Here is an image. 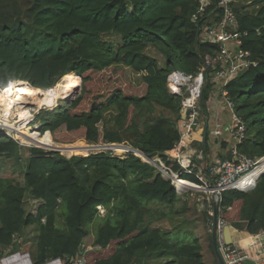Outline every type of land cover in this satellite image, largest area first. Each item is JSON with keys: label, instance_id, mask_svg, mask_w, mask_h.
I'll return each instance as SVG.
<instances>
[{"label": "trees", "instance_id": "obj_1", "mask_svg": "<svg viewBox=\"0 0 264 264\" xmlns=\"http://www.w3.org/2000/svg\"><path fill=\"white\" fill-rule=\"evenodd\" d=\"M251 2L253 9L235 7V12L238 31L247 33L241 49L257 65L237 73L226 89L235 114L247 126L237 151L254 158L264 155V0ZM216 3L213 0L201 14V0H0V87L18 80L46 91L73 73L79 86L81 81V93L70 104L60 102L37 114L36 123L46 132L43 138L57 146H87L79 140L88 146L124 144L150 159L159 157L178 172L180 166L165 152L180 139L181 98L169 92L167 78L175 70L197 73L204 68V57L217 52L218 45L196 38L197 25L201 28L222 12V7L214 12ZM112 36L118 40L108 39ZM151 48L163 56V64L149 53ZM119 66L139 74V86H122L107 72ZM208 71L203 106L213 88V70ZM207 141L208 135L203 159L197 160L206 171ZM110 149L123 151L103 147L72 152ZM62 152L20 145L0 134V259L9 248L17 251L16 240L25 228L35 227V264L52 258L72 264L78 256L84 257L82 264H146L151 254L164 257L159 264H205L199 237L192 242L171 240L178 226L173 217L198 208L182 200L157 167L134 154L67 157ZM5 167L10 174L3 173ZM29 198L41 201L36 213L27 209ZM98 206L107 209L104 217H99ZM216 210L231 225L246 222L249 233H262L264 175L251 191H225ZM204 216L212 220L207 211ZM161 220L173 229L155 227ZM95 222L93 243L84 249Z\"/></svg>", "mask_w": 264, "mask_h": 264}, {"label": "built area", "instance_id": "obj_2", "mask_svg": "<svg viewBox=\"0 0 264 264\" xmlns=\"http://www.w3.org/2000/svg\"><path fill=\"white\" fill-rule=\"evenodd\" d=\"M235 2V1H234ZM212 4L211 0H201V6L199 12L203 14L206 8ZM217 8L214 12H218L219 8L222 7L221 13H216L213 18L209 19L200 28V36L205 42H210L218 45V50L214 54H208L204 57V68L200 69L195 74H187L181 70L172 71L167 78V87L171 94L181 98V120L178 122V129L180 132V139L177 145L172 149V154H165L169 159L176 162L180 166L178 172L171 170L166 164L159 158L155 157L150 159L146 157L139 150L134 149L127 145L119 144H104L107 146L103 147H123V155L116 153L110 149L109 152L113 156L127 157L129 154H134L140 157L143 161L153 164L163 174V177L171 180L176 192L179 196L184 197L193 191L185 183L179 188L175 182V179L193 184L206 194L203 197V201L208 206L207 209L209 214L214 215V210L222 202L223 193L227 190H239L242 192H248L253 190L260 178L264 175V155L249 158L245 155H241L237 151V147L241 145L247 137V126L241 116L234 113L233 122L229 129L232 131L235 139V148L233 150L234 158H229L221 161H217L209 165L208 171L204 168H196V159L202 155L195 152H191L188 149V136L193 131L203 127L204 110H203V92L206 86V74L211 68L213 84L220 88L222 95L225 97L227 104L234 108L235 104L232 99L228 96L226 86L228 83L243 69H247L251 66H256L257 61L251 58L250 53L241 49L242 37L247 33H241L238 31V21L235 12V4L232 5V0H218ZM213 12V13H214ZM212 14V13H211ZM198 18V14L194 15V20ZM234 45H230V43ZM209 77V76H208ZM16 82V81H15ZM12 83V82H11ZM11 83L8 87L11 86ZM32 87V86H31ZM7 90V87H0V92L3 93ZM11 96H7L8 98ZM27 101L17 100L10 102L6 100L4 108L0 104V134H5L15 139L20 145L27 146V142L23 140L19 132L16 129H9L5 124L12 122V115L15 112L20 115L19 111L25 107H29L27 113L24 115L26 120L19 121L16 126L28 125L36 122L37 114L47 107H36ZM11 103V109L7 106ZM59 107V104L56 106ZM56 107L49 108L55 109ZM16 116V115H15ZM15 116L14 119L16 118ZM15 122V120H14ZM24 122V123H23ZM37 124V123H36ZM37 129L41 125H36ZM41 130V129H40ZM39 135L41 131L38 132ZM46 133V132H45ZM29 144V143H28ZM35 145V144H33ZM34 147L42 148L46 151L51 149H45L35 145ZM101 148V147H98ZM171 151V150H170ZM103 153V151H102ZM108 153V152H106ZM116 154V155H115ZM236 157L237 160H236ZM159 162V163H157ZM160 165L162 168H160ZM191 175L198 179V181L185 178L182 175ZM193 188V187H192ZM199 191V190H198ZM101 209V206H98ZM220 213L222 210H219ZM217 214V210H216ZM214 225L213 219L210 222L211 228ZM229 223L222 218L217 216L216 235L219 252L226 264H246V261H253V264H264V251L260 257L253 259L250 253L242 250L235 243H227L225 238V228ZM27 257L28 262L22 263L21 260L17 261L19 257ZM83 260L73 259L72 264H82ZM0 264H35L32 260L29 252L16 251L8 255H4L0 259ZM42 264H65L62 258H52Z\"/></svg>", "mask_w": 264, "mask_h": 264}, {"label": "crops", "instance_id": "obj_3", "mask_svg": "<svg viewBox=\"0 0 264 264\" xmlns=\"http://www.w3.org/2000/svg\"><path fill=\"white\" fill-rule=\"evenodd\" d=\"M230 45H234V44L231 42ZM212 85H213V88L209 94V98L207 99V101L205 102V105L203 106V110L205 114L204 119H203V123H204L203 127L199 128L198 130L193 131L192 134L188 136V142H189L188 149L192 153L196 151L197 154L202 155L200 158L197 157L195 161L196 162L195 170H198L199 168H203V166H200L198 164L197 160L203 159V156H204L203 146L206 144L207 135H208L207 145L210 147L209 165L217 161H221L220 157L222 155H224L225 157L229 156L226 159H229L230 157H232L231 155L234 156L233 150L235 148L236 143H235L233 133L229 129V127L231 126L233 122L235 106L233 109H231V107L227 104L225 97L222 95L220 88L213 83ZM206 127H208L207 130H206ZM205 134H206V140L204 143L203 141H204ZM168 154H172V150L168 151ZM197 206H198V210H202V214L200 215L201 219L199 220L202 223L201 224L198 223V226L200 228H198L195 232H193L194 231L193 226H190L185 230L179 228V230L173 231L172 233H176L178 231H184V232H188L189 234L187 235H190L193 238V237H197L196 232L200 231V234L203 235L205 246L208 247L207 238L210 236V241L212 238V228L210 227L211 220L209 221V219L206 216H204V213L206 211L209 214V211L207 209L208 206L206 205L205 201L201 204V209L199 208L200 206L198 203H197ZM209 215L210 217L212 216L211 214ZM180 218H184V217L182 216ZM192 224L193 222H191V225ZM238 224L239 226L235 227L229 223L231 227L232 243H235L242 250L250 253L253 259L260 257L264 251V231L260 234L253 235L248 232L247 227H246V222H239ZM171 229L172 228H170V230ZM206 229L207 230L209 229L207 231L209 232L208 236L206 233ZM192 234H194L195 236ZM211 249H212V252H214V255H216L214 246ZM216 258L218 261H220L217 255H216ZM164 260L165 259L163 256L151 254L145 258V263L146 264H159L163 262Z\"/></svg>", "mask_w": 264, "mask_h": 264}, {"label": "rangeland", "instance_id": "obj_4", "mask_svg": "<svg viewBox=\"0 0 264 264\" xmlns=\"http://www.w3.org/2000/svg\"><path fill=\"white\" fill-rule=\"evenodd\" d=\"M213 0H211L212 2ZM235 1V2H234ZM252 0H232V5L235 4V7H239L240 9H244V10H248V9H253L254 8V5L253 3L251 2ZM108 39H117L118 38L116 37H108ZM149 53L155 57H157L159 60H160V64H163V56L160 55V53L158 51H156L155 49H150L149 50ZM109 73H112L114 75L115 78L118 79V82L120 83V85L124 86L126 85L127 83H132L133 85H136V86H139L140 82H141V79H140V75L133 72L130 68L128 67H125V66H119L117 68L116 71L114 72H111V71H107ZM73 74V73H72ZM74 75V74H73ZM75 77V75H74ZM76 80V79H75ZM15 81H18V80H14L12 82H15ZM23 81L21 82H16V87L18 85H21ZM11 83V82H10ZM9 83V84H10ZM19 83V84H17ZM81 83V81H80ZM8 84V86H9ZM27 84V83H26ZM81 85V84H80ZM7 86V87H8ZM5 88V87H4ZM78 93V92H77ZM81 93V90H79V94ZM78 94V95H79ZM16 95H19V94H16ZM14 96V95H13ZM42 94L39 92L38 94V98H42ZM4 101V100H3ZM61 102V101H60ZM5 103V102H3ZM240 103H237V106H239ZM34 105H43L41 101H36L34 103ZM60 105V103H59ZM47 108H53L51 106H47V105H43ZM237 106H236V110H237ZM55 107V106H54ZM29 107H25L23 109H21L19 111L22 112V111H26L28 110ZM16 115V116H15ZM15 115H12V122L13 123H16L15 125H17V123L19 121H21L22 123V120H26L24 116H22L21 114L18 116V114L15 112ZM15 116L16 118L14 119ZM15 120V122H14ZM24 123V122H23ZM36 125H41L40 123H37L36 122L34 123H31L30 126L29 124L28 125H24L25 128H28L30 130V132H34V131H37V132H40L41 130L40 129H37ZM45 132H41L40 135H43ZM27 142V146H35L33 145V143H30L28 141ZM55 142V141H54ZM76 142H82L83 144H87L88 143L84 140H79V141H76ZM74 142V143H76ZM29 143V144H28ZM57 143V142H56ZM60 145H66V144H63V143H58ZM70 144H73V143H70ZM81 147H74V146H67L66 148L62 149L61 151H64L67 153V155L65 154V156L67 157H70V156H73V155H79V154H92V153H97V152H102V151H87L86 153H76V152H72V151H75L77 149H80ZM120 148V147H119ZM53 150V149H51ZM49 150V151H51ZM119 150H123V149H119ZM72 152V153H71ZM103 152H109V150H103ZM63 153V152H62ZM64 154V153H63ZM112 155V154H111ZM116 155V154H115ZM119 155H123V153H120ZM9 168L8 167H5V169L3 170V173L6 175V174H10L8 171ZM6 172V173H5ZM17 173V177L19 178H22V174L21 171L17 170L16 171ZM206 194L203 193L202 191H198V190H193L191 191L189 194L185 195L184 197L181 196V199L182 200H189L191 201V204L193 205L194 208H196L195 206H197V203L199 204V208L201 209V204L204 202L203 201V197H205ZM41 201L40 200H36V199H33V198H29L27 201H26V206H27V209L32 212V213H36L39 205H40ZM195 204V206H194ZM182 205V201L180 203H177V207L180 208ZM198 208V206H197ZM99 209V208H98ZM106 208L104 206H101V209H99V217H104L105 214H106ZM202 214V210H191L189 213L187 214H180L178 216H176L175 218L173 217L172 220H174V222H176L174 225H178L176 228L173 229V225L172 226H169L170 224L167 222V221H164V220H161L159 222H155L154 223V226L155 227H160V228H171L172 227V231H177L179 230V228L185 230L187 229L188 227L190 226H193V229L195 232L198 228H200L198 226V223H202L201 221H199L201 219V215ZM184 217V218H180V217ZM192 218V219H191ZM170 220V219H169ZM171 220V221H172ZM187 221V222H186ZM191 222H193V224L191 225ZM62 222H58V226L61 225ZM98 224V222H95L91 228V231H92V234H90L89 236L86 237L85 241H84V244H83V248L84 249H90L89 247L92 245L93 243V239H94V231L96 230V225ZM209 230V229H208ZM206 229V233H207V236L209 235V232ZM37 229L35 227H29L27 229H25L21 236L16 240V243L18 244V248H17V251H21V252H29L30 254L33 253V250L35 248V242H36V238H37V235L38 233L36 232ZM199 231V230H198ZM199 233V234H198ZM189 234L188 232H184V231H178L176 232L175 234H173L171 236V240H173L174 242L176 243H182V242H192L193 239L190 235H187ZM197 234V237H199V241H200V244L202 246V253H203V257H204V261H205V264H221L220 261L217 260L216 258V255H214V252H212V249L210 248V236L207 238L208 239V247L205 246V242H204V239H203V235L200 234V231L199 232H196ZM194 235V234H192ZM195 236V235H194ZM201 237V238H200ZM14 251V250H13ZM12 252V250L7 249L5 251V254L4 255H8ZM14 253V252H13ZM77 260L78 258L83 260L82 258H84L83 256H78L76 257ZM33 262L35 263L34 259L32 258ZM85 262V260H84ZM83 262V263H84Z\"/></svg>", "mask_w": 264, "mask_h": 264}, {"label": "bare ground", "instance_id": "obj_5", "mask_svg": "<svg viewBox=\"0 0 264 264\" xmlns=\"http://www.w3.org/2000/svg\"><path fill=\"white\" fill-rule=\"evenodd\" d=\"M19 84V83H17ZM80 86L75 80V77L72 73H69L64 76V78L52 89L46 90V91H41V90H36L34 87L31 86H21L18 85L16 87V82H13L10 87L7 88V90L3 93L0 92V104L4 108L6 105V100L9 99L10 102H15L16 99L20 101H27L26 103H31L34 105L36 101H41L43 105L51 106V107H56L60 101H66L70 100L71 97L75 96L77 92H79ZM39 92L43 95L41 100L38 98ZM19 94V95H16ZM14 95V96H13ZM7 96H11L6 98ZM4 100V101H3ZM5 102V103H3ZM43 105H34L36 107H45ZM7 108L11 109V103L7 106ZM27 113V111H22L20 114L24 116ZM9 129H16L20 136L23 138L24 141H28L30 143H33L37 146L44 147L45 149H64L67 146H57L49 143L45 138L40 136L37 131L30 132L28 128H25L23 125L16 126L14 124H11L9 122L5 123ZM81 148H97L93 146H80ZM103 148V147H101ZM123 148V147H120ZM160 168L162 166L160 165ZM175 182L179 188H181L182 184L188 185L192 190H200L198 189L197 186L184 182V181H179L177 178L175 179ZM193 187V188H192ZM21 260L22 263H26L29 261V259L25 257H19L17 258V261Z\"/></svg>", "mask_w": 264, "mask_h": 264}, {"label": "water", "instance_id": "obj_6", "mask_svg": "<svg viewBox=\"0 0 264 264\" xmlns=\"http://www.w3.org/2000/svg\"><path fill=\"white\" fill-rule=\"evenodd\" d=\"M199 36H200V24L197 25V37L196 38L199 39ZM206 79H208V73L206 74ZM80 87H81V85H80ZM78 94L72 100L62 101V103H69V104L72 103L75 100V98L78 96ZM207 128L208 127H206V130H207ZM38 129H41V127H39ZM205 140H206V134L204 136V141H203L204 143H205ZM91 145L93 147H97V148L98 147L107 146V145H95V144H91ZM119 145H122V144H119ZM53 151L60 152L62 155H64L62 153L61 149L56 148V149H53ZM97 153H102V152H97ZM237 158L238 157H236V160H237ZM213 221H214V225L212 227V241H213L214 250H215V253H216L217 257L220 260V263L221 264H226L225 261L223 260L222 256H221L220 252H219L218 244H217V235H216L217 214H216V209L214 210ZM225 238H226L227 243H232V240H231V227H230V225H228L225 228ZM246 264H253V261H251V260L246 261Z\"/></svg>", "mask_w": 264, "mask_h": 264}]
</instances>
